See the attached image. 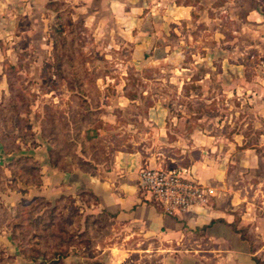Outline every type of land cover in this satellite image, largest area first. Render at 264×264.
I'll return each instance as SVG.
<instances>
[{
	"label": "rangeland",
	"instance_id": "1",
	"mask_svg": "<svg viewBox=\"0 0 264 264\" xmlns=\"http://www.w3.org/2000/svg\"><path fill=\"white\" fill-rule=\"evenodd\" d=\"M49 8L45 30L29 43L7 46L0 56V264H142L138 254L109 249L121 243L117 235L123 231L111 214L94 212L88 193L38 192L41 175L33 154L45 147L58 169L64 160L83 170L116 150L156 156L160 165L139 167L136 180L141 168L185 169V178L210 189L190 208L207 205L216 194L195 174L199 156L190 134L206 127L224 133V100L233 98L224 97L215 77L202 75L219 72L218 53L225 52L198 45L181 69L169 63L148 67L141 79L130 47L114 32L94 26V19L61 0ZM206 51L213 60L204 59ZM230 115L237 123L238 115ZM245 176L244 186L261 175ZM260 181L257 190L239 189L230 211L236 225L246 213L247 224L238 229L258 246L264 244V174ZM259 257L264 264V248Z\"/></svg>",
	"mask_w": 264,
	"mask_h": 264
},
{
	"label": "crops",
	"instance_id": "2",
	"mask_svg": "<svg viewBox=\"0 0 264 264\" xmlns=\"http://www.w3.org/2000/svg\"><path fill=\"white\" fill-rule=\"evenodd\" d=\"M48 1L54 0H0V56L7 46L29 43L46 29L52 13ZM61 1L128 45L130 62L138 65L141 79L148 75L144 73L148 67L169 63L181 69L187 54L193 57L189 50L193 47L218 46L225 52L218 53L219 72L208 71L202 79L215 77L214 84L221 86L224 97L233 99L224 100L229 110L228 119L219 121L224 123V133L206 127L205 133L190 134L191 150L199 156L193 162L195 174L211 184L216 194L205 206L176 214L161 211L136 180L139 167L160 163L156 156L138 151L116 150L104 160L89 163V170L71 165L58 169L46 162L44 147L33 154L41 175L38 192L88 193L94 199V212L111 214L113 225L123 231L117 235L121 243L109 249L138 254L142 264H255L254 257L261 261L264 244L254 245L234 232L235 217L230 211L233 197L241 194L239 189L253 185L257 190L263 184L264 0ZM212 52L206 51L204 59L213 60ZM230 114L238 115L237 123L231 122ZM233 124L236 131H231ZM254 171L261 176L244 186L243 174ZM238 181L242 186H231ZM245 215H238L237 228L247 224L242 220Z\"/></svg>",
	"mask_w": 264,
	"mask_h": 264
},
{
	"label": "built area",
	"instance_id": "3",
	"mask_svg": "<svg viewBox=\"0 0 264 264\" xmlns=\"http://www.w3.org/2000/svg\"><path fill=\"white\" fill-rule=\"evenodd\" d=\"M184 171L181 168H141L137 173V181L158 199L163 212L176 214L189 209L196 202H202L206 191H210L185 178Z\"/></svg>",
	"mask_w": 264,
	"mask_h": 264
},
{
	"label": "trees",
	"instance_id": "4",
	"mask_svg": "<svg viewBox=\"0 0 264 264\" xmlns=\"http://www.w3.org/2000/svg\"><path fill=\"white\" fill-rule=\"evenodd\" d=\"M50 2H52V1H48L47 2V5L48 6H50ZM57 17H58V15H56ZM50 150L48 149V156H47V158H46V162L47 163H49L50 165H52V166H56V167H58V163H55V162H52V160L50 159V154H51V152H49ZM62 158H63V156H62ZM63 160V159H62ZM66 166H68V164L67 163H65L64 162V160H63V164H62V166H61V168H65ZM112 216V215H111ZM231 227H232V230L234 231V232H236V233H238L239 235H240V237L241 238H243V239H247V236H245V234H243V231H241L242 229H238L237 227H236V224L233 222L232 224H231ZM254 262H255V264H263L258 258H256V257H254Z\"/></svg>",
	"mask_w": 264,
	"mask_h": 264
}]
</instances>
